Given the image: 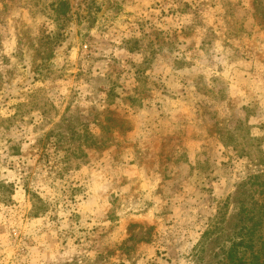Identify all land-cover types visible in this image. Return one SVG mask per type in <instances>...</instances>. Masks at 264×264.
<instances>
[{
  "label": "rangeland",
  "instance_id": "rangeland-1",
  "mask_svg": "<svg viewBox=\"0 0 264 264\" xmlns=\"http://www.w3.org/2000/svg\"><path fill=\"white\" fill-rule=\"evenodd\" d=\"M0 264H264V0H0Z\"/></svg>",
  "mask_w": 264,
  "mask_h": 264
},
{
  "label": "trees",
  "instance_id": "trees-1",
  "mask_svg": "<svg viewBox=\"0 0 264 264\" xmlns=\"http://www.w3.org/2000/svg\"><path fill=\"white\" fill-rule=\"evenodd\" d=\"M237 244H238V243H236V244H232V248H231V250H230V254H231L232 251L234 250L233 247H235Z\"/></svg>",
  "mask_w": 264,
  "mask_h": 264
}]
</instances>
